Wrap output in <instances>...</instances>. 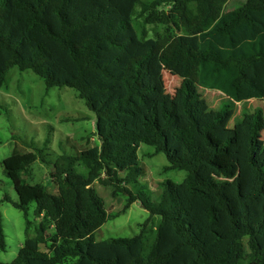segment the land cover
Masks as SVG:
<instances>
[{"label":"trees","instance_id":"16d2710c","mask_svg":"<svg viewBox=\"0 0 264 264\" xmlns=\"http://www.w3.org/2000/svg\"><path fill=\"white\" fill-rule=\"evenodd\" d=\"M14 67L47 90H74L95 114L99 145L53 162L54 193L25 180L35 153L0 162L26 231L32 203L39 220L0 264H264V116L248 104L264 102V0H0V88ZM162 70L176 78L169 99ZM205 91L228 102L211 108ZM141 144L165 155V170L186 172L161 182L156 199L141 183ZM94 182L126 197L121 210L107 212ZM136 202L149 214L137 235L96 240ZM104 244L139 251L95 250Z\"/></svg>","mask_w":264,"mask_h":264},{"label":"rangeland","instance_id":"374dc122","mask_svg":"<svg viewBox=\"0 0 264 264\" xmlns=\"http://www.w3.org/2000/svg\"><path fill=\"white\" fill-rule=\"evenodd\" d=\"M237 1L227 6L232 9ZM161 84L165 97H172L176 78L173 74L162 70ZM208 105L219 110L228 102V98L216 91H205ZM248 104L258 109L264 116V102L250 100ZM240 112L237 105L228 114L223 127H232L233 121ZM95 114L90 111L76 92L68 87H53L46 89L43 80L31 71L20 72L11 68L0 88V162L17 152H33L37 160L29 167L25 180L29 184H41L49 193L55 192V186L50 180L53 162L63 154L75 155L77 151L99 145L95 135ZM259 161L264 170V133L259 141ZM140 165L146 169L141 183L146 187V194L156 199L160 191V183L171 181L180 183L186 177L183 170H165L168 165L163 153L154 154V148L141 144L138 149ZM79 172H85L83 168ZM32 173V177H31ZM92 188L103 200L107 212L112 216L121 210L126 197L122 194L112 195V188L102 186L97 182ZM6 197L9 201H4ZM17 201V195L10 181L3 175L0 166V229L3 233L4 248H0V262H11L17 256L24 240L35 235L39 220L34 217L35 204L28 207L30 225L26 231L23 213L12 206ZM149 214L136 202L119 216L108 219L96 232V240L103 242L109 238H130L137 235L140 225ZM156 217L154 221H158ZM153 221V222H154ZM153 223L152 226H154ZM44 249V246H41ZM98 249V250H97ZM45 250V249H44ZM97 252H118L124 259L137 255L139 245L130 250H117L105 244L95 249Z\"/></svg>","mask_w":264,"mask_h":264}]
</instances>
